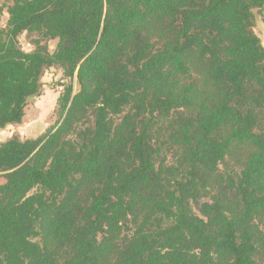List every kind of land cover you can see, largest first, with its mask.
Listing matches in <instances>:
<instances>
[{
  "label": "trees",
  "instance_id": "16d2710c",
  "mask_svg": "<svg viewBox=\"0 0 264 264\" xmlns=\"http://www.w3.org/2000/svg\"><path fill=\"white\" fill-rule=\"evenodd\" d=\"M10 1L0 128L67 82L0 142V264H264V0Z\"/></svg>",
  "mask_w": 264,
  "mask_h": 264
},
{
  "label": "rangeland",
  "instance_id": "374dc122",
  "mask_svg": "<svg viewBox=\"0 0 264 264\" xmlns=\"http://www.w3.org/2000/svg\"><path fill=\"white\" fill-rule=\"evenodd\" d=\"M11 3L10 0H0V14L2 21L0 25L6 26L8 15L6 14L7 6ZM256 24L264 26V10L257 12ZM38 33L23 32L18 36L19 46L24 50L30 51L34 48V39L38 38ZM57 39L48 40L49 48L53 51L57 44ZM67 82L64 78L63 71L58 66H53L47 69L42 77V88L40 94L30 98L27 105V120L30 124L24 127L21 125L8 126L0 129V142L4 141L13 135L20 137L30 136L37 137L45 130L55 123L58 117L57 113V98L63 90V84ZM77 88V84L75 83ZM37 108L39 109L37 113ZM33 123V124H32ZM39 127L34 131H30V125H37ZM29 128V129H28ZM223 170H239L241 167L235 161L227 158L226 162L222 164ZM196 212H198L196 210Z\"/></svg>",
  "mask_w": 264,
  "mask_h": 264
},
{
  "label": "crops",
  "instance_id": "0c3cea01",
  "mask_svg": "<svg viewBox=\"0 0 264 264\" xmlns=\"http://www.w3.org/2000/svg\"><path fill=\"white\" fill-rule=\"evenodd\" d=\"M6 14L8 15V12L6 11ZM254 29H255V31H256V33L259 35V37L261 38V40H262V42H263V44H264V26L263 25H261V24H255V27H254ZM38 111H39V109L37 108V113H38ZM27 108H26V114H25V116H24V118H23V121H22V123H20V124H10V125H8V126H16V125H21V127H24L26 124H30L29 122H28V120H27ZM33 124V123H32ZM8 126H6V128L8 127ZM39 127V124H37V125H30V131L32 132V131H34L35 129H37ZM28 128V129H29ZM1 129V128H0ZM22 139H25V137H21ZM26 138H29L28 136H26ZM30 138H33V136H30Z\"/></svg>",
  "mask_w": 264,
  "mask_h": 264
},
{
  "label": "built area",
  "instance_id": "2783aa9c",
  "mask_svg": "<svg viewBox=\"0 0 264 264\" xmlns=\"http://www.w3.org/2000/svg\"><path fill=\"white\" fill-rule=\"evenodd\" d=\"M1 21H2V15L0 14V23H1Z\"/></svg>",
  "mask_w": 264,
  "mask_h": 264
},
{
  "label": "water",
  "instance_id": "95a60500",
  "mask_svg": "<svg viewBox=\"0 0 264 264\" xmlns=\"http://www.w3.org/2000/svg\"><path fill=\"white\" fill-rule=\"evenodd\" d=\"M77 84L79 85V82H77Z\"/></svg>",
  "mask_w": 264,
  "mask_h": 264
}]
</instances>
